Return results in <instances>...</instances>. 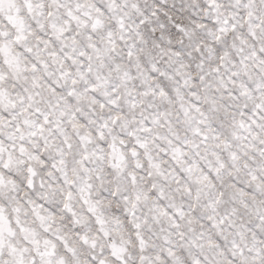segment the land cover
Returning <instances> with one entry per match:
<instances>
[{
	"label": "snow or ice",
	"instance_id": "obj_1",
	"mask_svg": "<svg viewBox=\"0 0 264 264\" xmlns=\"http://www.w3.org/2000/svg\"><path fill=\"white\" fill-rule=\"evenodd\" d=\"M0 264H264V0H0Z\"/></svg>",
	"mask_w": 264,
	"mask_h": 264
}]
</instances>
